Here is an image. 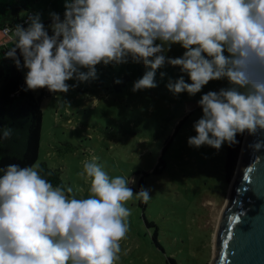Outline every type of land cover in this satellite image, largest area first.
Wrapping results in <instances>:
<instances>
[{
    "label": "clouds",
    "instance_id": "obj_1",
    "mask_svg": "<svg viewBox=\"0 0 264 264\" xmlns=\"http://www.w3.org/2000/svg\"><path fill=\"white\" fill-rule=\"evenodd\" d=\"M50 16L52 35L39 13L30 15L27 27L15 26V44L5 53L18 69H27L25 90L67 93L75 87L67 81L95 79L98 64H123L131 57L150 69L133 92L157 87L156 72L166 63L179 66L191 81H170L174 94L195 96L210 81L228 80L230 87L198 101L203 115L194 123L190 147L219 150L238 133L264 129V73L251 71L264 69V0H65L64 18ZM173 44L186 50L182 57L165 55ZM0 133L2 143L12 129ZM97 159L84 160L78 173L90 181L87 198L54 186L38 165L0 169V264L120 260L131 215L126 204L134 193L147 203L151 190L134 192L127 178L110 177Z\"/></svg>",
    "mask_w": 264,
    "mask_h": 264
},
{
    "label": "rangeland",
    "instance_id": "obj_2",
    "mask_svg": "<svg viewBox=\"0 0 264 264\" xmlns=\"http://www.w3.org/2000/svg\"><path fill=\"white\" fill-rule=\"evenodd\" d=\"M32 11L41 15V22L52 35L50 13H58L63 19L65 0H37ZM26 14L22 11V17ZM13 33L0 29V54L3 45L14 46ZM185 51L180 44H173L165 55L182 57ZM20 59L23 64V57ZM96 69L95 79L67 81L75 85L67 93L45 88L41 145L35 165L47 161L58 175L52 181L54 186L71 187L76 198H87L90 181L78 175L84 160L98 158L96 163L110 177L123 176L129 186L139 189L141 175L135 170L151 172L163 156L161 172L144 178L151 198L141 210L154 225L137 217L139 209L133 199L127 202L129 230L121 241L116 264H210L217 222L230 189L231 180L227 181L224 170L228 142L219 150L208 145L195 148L188 145V138L196 135L194 123L203 115L198 105L202 95L231 85L227 79L213 80L195 96L174 94L167 87L170 81L180 76L191 81L179 66L166 63L156 72L157 87L133 92L134 82L150 70L142 62L135 63L129 57L127 63H101ZM257 70L264 73V69ZM26 72L22 68L24 79ZM34 92L39 95L41 89ZM191 102L193 109L188 110Z\"/></svg>",
    "mask_w": 264,
    "mask_h": 264
},
{
    "label": "trees",
    "instance_id": "obj_3",
    "mask_svg": "<svg viewBox=\"0 0 264 264\" xmlns=\"http://www.w3.org/2000/svg\"><path fill=\"white\" fill-rule=\"evenodd\" d=\"M37 0H0V29L4 27L14 29L20 24L27 27L26 18L33 15L32 9L35 8ZM22 11H27L25 17H22ZM28 20V19H27ZM23 22V23H22ZM10 48L3 45L0 54V129L9 127L12 129V135L9 139L0 143V169L6 168L9 164H18L22 167L35 165L40 152L41 145V128L43 120V110L41 99L44 95L45 88L41 89L39 95L32 90H25L26 84L23 77L22 69H18L14 61L5 56ZM226 54V53H225ZM19 56V50H17ZM22 64V61H21ZM252 74L259 72L257 69L251 70ZM194 102L188 105V110L193 109ZM183 117L176 125L175 131L184 121ZM244 133H238L234 143L227 144L225 153L224 170L227 181H230L240 156ZM2 135V133H0ZM172 137V136H171ZM169 141L163 147L167 148ZM164 162L163 156H160L157 164L151 172L142 169H136L140 173L139 189L144 186V178L147 175L158 174L161 172ZM41 175L51 183L58 178L47 161H41L37 164ZM2 175V173H0ZM134 192H138L135 186L131 185ZM134 203L139 209L137 217L144 218V222L149 226L154 225L153 220L146 216L145 209L147 203L137 199L134 195ZM137 211V210H136ZM144 216V217H143ZM156 233H154V238Z\"/></svg>",
    "mask_w": 264,
    "mask_h": 264
},
{
    "label": "water",
    "instance_id": "obj_4",
    "mask_svg": "<svg viewBox=\"0 0 264 264\" xmlns=\"http://www.w3.org/2000/svg\"><path fill=\"white\" fill-rule=\"evenodd\" d=\"M210 264H264V129L245 131Z\"/></svg>",
    "mask_w": 264,
    "mask_h": 264
},
{
    "label": "built area",
    "instance_id": "obj_5",
    "mask_svg": "<svg viewBox=\"0 0 264 264\" xmlns=\"http://www.w3.org/2000/svg\"><path fill=\"white\" fill-rule=\"evenodd\" d=\"M28 18H26L27 21ZM23 23V22H22ZM15 29V28H14ZM14 29H10V27H4L3 32L6 34H10L11 32H14Z\"/></svg>",
    "mask_w": 264,
    "mask_h": 264
}]
</instances>
